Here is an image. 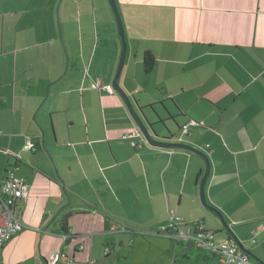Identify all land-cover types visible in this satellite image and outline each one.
Returning a JSON list of instances; mask_svg holds the SVG:
<instances>
[{"label":"crops","instance_id":"crops-1","mask_svg":"<svg viewBox=\"0 0 264 264\" xmlns=\"http://www.w3.org/2000/svg\"><path fill=\"white\" fill-rule=\"evenodd\" d=\"M116 2L127 43L119 85L158 124V141L182 138L208 156V204L264 264V0ZM122 51L109 0H0V185L13 170L28 189L26 228L0 264H48L60 250L80 263L143 264L148 238L174 264L198 225L221 227L200 198L202 156L124 140L139 126L100 86L113 87ZM190 120L206 126L181 136Z\"/></svg>","mask_w":264,"mask_h":264},{"label":"built area","instance_id":"built-area-1","mask_svg":"<svg viewBox=\"0 0 264 264\" xmlns=\"http://www.w3.org/2000/svg\"><path fill=\"white\" fill-rule=\"evenodd\" d=\"M98 84L100 85V83ZM100 86L110 93L115 92L112 86ZM190 126L205 127L206 123L190 120L186 125L181 127V136L189 134ZM124 140L130 141L131 145L135 148L140 147L142 141L147 143L140 128L131 134L125 135ZM178 142L181 143L182 138ZM33 148V143L28 139L25 150H32ZM27 190L25 181L19 178L15 171H8V174L0 185V249L26 228L20 218L19 203L28 196ZM178 223H181V219H175L169 227H162L160 231L166 233L168 230L174 229ZM262 229L264 230V223L262 224ZM188 238L194 239L200 247L219 254L221 264H256L232 238L218 241L215 232L207 230L204 225H198L194 233L188 235ZM80 249L84 250L85 246L81 245ZM48 264L88 263L77 262L66 251L60 250L51 255L48 259Z\"/></svg>","mask_w":264,"mask_h":264},{"label":"water","instance_id":"water-1","mask_svg":"<svg viewBox=\"0 0 264 264\" xmlns=\"http://www.w3.org/2000/svg\"><path fill=\"white\" fill-rule=\"evenodd\" d=\"M110 5L115 13L116 19H117V23H118V27H119V33H120V37L123 43V51H122V55H121V62L119 65V69L117 71L116 77L114 79L113 82V88L115 91H117L121 97L123 98V100L126 103L127 108L130 111V114L133 116V118L135 119L136 123L138 124L140 130L142 131L146 141L148 142V144H150L151 146H155V147H160V148H180V149H185L191 152H194L200 156H202L207 164V170L206 173L201 181V185H200V198L201 201L203 203V205L207 208L210 207V205L208 204L207 200H206V195H205V187H206V183L208 180V177L210 175L211 172V166H210V161L209 158L206 154L202 153L201 151H199L198 149H196L195 147H192L190 145H186L183 143H168V142H161L158 141V135H157V131H156V127H157V123H152L148 114L145 112L144 109L140 108L138 105L137 108L135 107V105L133 104V102L131 101L130 97L126 94V92L121 88V86L119 85V77L120 74L123 70L124 64H125V60H126V54H127V43H126V38H125V32H124V27H123V21L119 12V8L117 5L116 0H109ZM164 108V107H163ZM165 112H168L167 108H164ZM150 111H152V115L154 117H156L158 120H160V115L157 113V111L153 108L150 109ZM168 114H170L168 112ZM161 122V121H160ZM162 123V122H161ZM218 218L220 219V222L222 223V226L224 229H226L230 235V238H232L239 246L240 248L245 251L244 247L240 244V241L238 240V238L234 235L233 232H231L230 228H229V224L225 221L222 213L216 211ZM248 254V253H247ZM250 256V258L253 260H255L256 262H262L260 261L259 258H257L254 255L248 254Z\"/></svg>","mask_w":264,"mask_h":264},{"label":"trees","instance_id":"trees-1","mask_svg":"<svg viewBox=\"0 0 264 264\" xmlns=\"http://www.w3.org/2000/svg\"><path fill=\"white\" fill-rule=\"evenodd\" d=\"M155 65V56L151 52H146L143 57L144 72L146 74L152 73L155 68ZM209 209L214 212V209H212L211 207ZM62 231L69 238L70 234L65 224H63ZM182 245L185 246L189 254L179 257L174 261V264H221L219 254L200 247L192 238H188L187 243H182ZM244 252L246 253V251ZM128 262L130 261L124 258L122 260H119L116 264H129Z\"/></svg>","mask_w":264,"mask_h":264},{"label":"rangeland","instance_id":"rangeland-1","mask_svg":"<svg viewBox=\"0 0 264 264\" xmlns=\"http://www.w3.org/2000/svg\"><path fill=\"white\" fill-rule=\"evenodd\" d=\"M157 108H161L162 110H164V108L162 107L161 104ZM164 112H165V110H164ZM212 228H216V227H212ZM229 228H230L231 232H233L232 226H229ZM234 229H235V227H234ZM212 230H215L217 232L216 238L218 241H225L228 239L227 237H230L228 231L223 228L222 223H221V227L219 229H212ZM146 243H147L146 248L144 250H142V252H141L142 256H140L139 260H141V262H143V264H165L164 254L167 256L166 249H165V252L163 254V252H159L158 248H157L160 244V241L159 240L153 241V240H150L148 238V241ZM149 243H150V246H149ZM169 251H170V255L173 256L174 249L172 246H171ZM181 253H182V246H180V248H179L178 256H180ZM171 256H170V260H173ZM157 258H160V260H157ZM128 263L132 264L133 262H131V263L128 262ZM133 264H135V263H133Z\"/></svg>","mask_w":264,"mask_h":264}]
</instances>
